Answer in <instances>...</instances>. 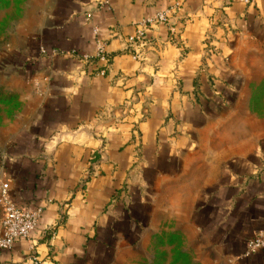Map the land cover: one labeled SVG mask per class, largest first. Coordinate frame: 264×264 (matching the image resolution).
<instances>
[{
    "label": "crops",
    "instance_id": "0c3cea01",
    "mask_svg": "<svg viewBox=\"0 0 264 264\" xmlns=\"http://www.w3.org/2000/svg\"><path fill=\"white\" fill-rule=\"evenodd\" d=\"M45 2L1 60L22 112L0 180L42 213L0 264H104L163 214L223 264H264L245 256L264 231V0Z\"/></svg>",
    "mask_w": 264,
    "mask_h": 264
},
{
    "label": "rangeland",
    "instance_id": "374dc122",
    "mask_svg": "<svg viewBox=\"0 0 264 264\" xmlns=\"http://www.w3.org/2000/svg\"><path fill=\"white\" fill-rule=\"evenodd\" d=\"M45 3V0H0V66L3 56L17 47L22 31L34 28L38 8ZM149 27L146 28L142 43L146 41ZM256 88L253 111L257 116H264V86ZM21 112V101L0 87V172L2 151L8 137L16 131L13 120H18ZM193 191L196 194L198 189ZM118 251L104 264H223L194 229L182 220L166 219L164 214L159 216L151 229L148 227L143 230L137 242L123 246Z\"/></svg>",
    "mask_w": 264,
    "mask_h": 264
},
{
    "label": "built area",
    "instance_id": "2783aa9c",
    "mask_svg": "<svg viewBox=\"0 0 264 264\" xmlns=\"http://www.w3.org/2000/svg\"><path fill=\"white\" fill-rule=\"evenodd\" d=\"M249 3L250 0H243ZM168 21L167 12L156 14L153 18L142 22L136 35L129 38L131 45L141 43L146 36V28L155 24ZM98 57L104 58V50L99 46ZM0 208L2 218L0 220V251H9L15 244L22 240H29L36 231L41 220L40 209H30L20 206L11 194L10 185L0 180ZM264 250V231L257 233L246 242L245 256H251Z\"/></svg>",
    "mask_w": 264,
    "mask_h": 264
}]
</instances>
